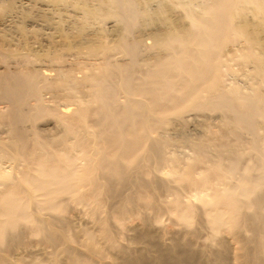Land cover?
Returning <instances> with one entry per match:
<instances>
[{"label":"bare ground","instance_id":"1","mask_svg":"<svg viewBox=\"0 0 264 264\" xmlns=\"http://www.w3.org/2000/svg\"><path fill=\"white\" fill-rule=\"evenodd\" d=\"M0 103V264H264V0H0Z\"/></svg>","mask_w":264,"mask_h":264},{"label":"rangeland","instance_id":"2","mask_svg":"<svg viewBox=\"0 0 264 264\" xmlns=\"http://www.w3.org/2000/svg\"><path fill=\"white\" fill-rule=\"evenodd\" d=\"M145 40V39H144ZM146 41V40H145ZM144 41V42H145ZM143 42V44H148V43H144ZM238 43V42H237ZM67 55V57L69 56V58H67V57H65ZM65 58L63 57V60L61 59V61H54V60H44V61H42V62H40L41 64H47L48 66H54V67H63V66H69L71 63L72 64H74L75 63V59H72V57H73V54H72V57H71V54L69 53V55L68 54H65ZM117 57H121V56H118L117 55ZM74 58V57H73ZM88 59H94V57L93 58H89L88 57ZM73 60V61H72ZM72 61V62H71ZM234 61H236V62H234ZM50 62V63H49ZM74 62V63H73ZM37 63H39L38 61H34V64L33 65H36ZM62 63V64H61ZM67 63V64H66ZM70 63V64H69ZM232 63H233V65H236L237 64V60L235 59H233L232 60ZM235 63V64H234ZM74 66H76V63L74 64ZM74 66H72V65H70V67H74ZM237 66V65H236ZM235 66V67H236ZM72 70L74 71L73 73H74V75L76 74V76H78V74H79V76L81 75V72L78 70V68H72ZM75 71H79L78 72V74H77V72H75ZM43 94V97H44V100H45V103L46 102H49V104L48 103H46L47 105H49V106H54V107H60L61 106V104H64V103H67V102H65L63 99H60V98H54V97H52V93H51V91H49V90H43V92H42ZM54 104V105H53ZM1 105L2 106H4V103H0V109H3V108H1ZM57 105V106H56ZM193 111H196V110H190L189 111V113H187V117H188V119L186 118V126H187V124H188V126H189V124L197 117H200V115H199V113L198 112H200V111H198V112H196V113H198V116L196 115V114H194V116H192L193 114L191 113V112H193ZM200 113H202V112H200ZM192 114V115H191ZM195 115H196V117H195ZM210 115H212V113L210 114ZM192 118H191V117ZM191 120V121H190ZM40 122V123H39ZM42 122V123H41ZM38 125L40 126V127H42L43 128V133H44V130H46L47 131V134H49L50 133V135H52V134H56L57 132H60L61 131V126H59L60 124H58L57 126H56V122H55V120H54V118L51 116V115H45V116H43V117H40V119H38ZM188 126L186 127V128H188ZM58 129H56V128ZM52 130V131H51ZM60 130V131H59ZM46 131H45V134H46ZM2 133V134H1ZM42 133V134H43ZM44 134V135H45ZM0 137H1V139L3 138V140L4 139H6L7 138V128H0ZM193 139L195 140V141H199V142H204L205 141V139H206V137H203V136H194L193 137ZM240 150H241V154H243L244 153V157H243V160H242V157H241V164H243V163H245V162H251V158L253 159V154L251 155L250 154V151H249V149L247 148V146L245 145V143H242V144H240ZM179 150H180V148H179ZM203 150H204V152L208 155V156H212V154H214V152H215V150H214V148L212 147V145H204L203 146ZM181 151H183V153L184 154H186V153H188L189 151H188V149L186 148V147H182L181 148ZM183 154V155H184ZM151 157H152V159L154 160V154L153 153H151ZM221 158L224 160V161H231L232 160V155L230 154V153H227V152H223V153H221ZM212 162H214V161H212ZM152 164H154V162L152 161ZM151 170L152 171H157V167H152L151 168ZM228 172L230 173V174H232L231 173V171L230 170H228ZM168 184L169 185H175V184H177V183H175V182H172V181H168ZM178 187L180 188V190L182 191V193H184L185 192V187H183L182 185H178ZM156 191V196H157V198H154L155 199V201L157 202V204H158V207L161 209V210H164V208L166 207V200H168L169 198H167V196L164 194V193H162V192H159L158 190H155ZM144 199H146V198H144ZM104 201H106V200H104ZM195 202V201H194ZM78 209V211L80 210L79 208H77ZM76 209V210H77ZM75 210V211H76ZM136 210H139V212L140 211H142L143 209H136ZM81 211V210H80ZM134 211V210H133ZM133 213V217H135V218H133L134 220H137L138 218V220H140L141 218V215H140V217H139V213H137L138 214V216L136 215V213H135V211L134 212H132ZM148 213V212H147ZM79 214H82V211L79 213ZM137 217H136V216ZM161 217H160V220L162 221V223H163V225L164 224H166V226H167V228L169 229L170 228V230H180V228L182 227L181 225H180V223H178V225H177V222L176 221H173V219L170 217V214L169 213H165V212H161ZM239 215H240V218H241V220H242V223H243V225H244V227L247 229V231L249 232V231H251V229L249 228V220H248V218H247V216L245 215V214H243V213H239ZM162 218V219H161ZM137 220V221H138ZM161 221H160V223H161ZM105 222H107L106 220H105ZM173 222V223H172ZM161 223V224H162ZM168 224V225H167ZM173 224V225H172ZM175 224V225H174ZM171 227H172V229H171ZM180 227V228H179ZM182 229V228H181ZM203 229V228H202ZM206 228H204L201 232H203L202 233V237H200V238H204L205 239V236H206V234H205V232L207 233V229L205 230ZM205 231V232H204ZM203 234H204V236H203ZM201 240V239H200ZM203 241V240H202ZM127 243H131V245H133L134 243H135V241H130V240H127ZM210 247L211 246H207L206 247V249H210ZM207 255V254H206ZM209 258H206L207 259V262L206 263H210V262H212L213 260H215L213 257H212V254H210V256H208Z\"/></svg>","mask_w":264,"mask_h":264}]
</instances>
